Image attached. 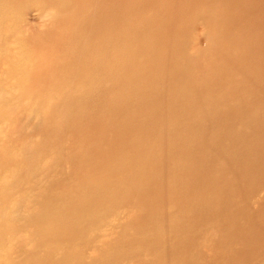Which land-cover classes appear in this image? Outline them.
I'll return each instance as SVG.
<instances>
[{"label":"bare ground","instance_id":"obj_1","mask_svg":"<svg viewBox=\"0 0 264 264\" xmlns=\"http://www.w3.org/2000/svg\"><path fill=\"white\" fill-rule=\"evenodd\" d=\"M0 264H264V0H0Z\"/></svg>","mask_w":264,"mask_h":264}]
</instances>
